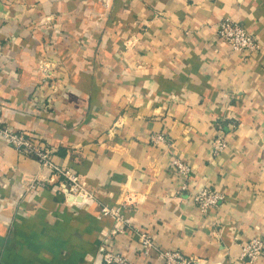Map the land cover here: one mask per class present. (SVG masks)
Listing matches in <instances>:
<instances>
[{"label":"crops","instance_id":"1","mask_svg":"<svg viewBox=\"0 0 264 264\" xmlns=\"http://www.w3.org/2000/svg\"><path fill=\"white\" fill-rule=\"evenodd\" d=\"M226 18L257 53L219 40ZM0 120L99 200L74 206L61 176L0 136V264H104L114 220L101 204L129 194L125 218L159 248L242 264V247L264 238V0H0ZM162 132L171 147L153 145ZM220 134L228 147L214 156ZM173 157L192 168L181 197ZM37 180L47 185L29 192ZM202 187L225 195L207 215L192 200ZM110 247L161 264L133 233Z\"/></svg>","mask_w":264,"mask_h":264},{"label":"built area","instance_id":"2","mask_svg":"<svg viewBox=\"0 0 264 264\" xmlns=\"http://www.w3.org/2000/svg\"><path fill=\"white\" fill-rule=\"evenodd\" d=\"M217 37L219 40L226 42L233 50L248 55L257 53L260 48L256 37L247 31L243 23L230 18H226L219 23ZM0 136L7 145L12 146L19 153L36 158L42 166L51 169L52 172L61 176L63 181L60 183V191L74 206H83L99 201L88 187L87 182L79 174L74 173L68 168L56 165L51 160L50 150L35 143L25 132L15 130L0 120ZM151 141L154 146L164 148L172 146L164 132L153 134ZM227 147L228 140L220 134L213 142V155L219 156ZM171 163L174 170L185 180L177 192L178 196L181 197L183 192L188 191L189 186L187 181L190 178L192 168L178 157H173ZM46 185L45 180H37L30 184L28 190H37ZM192 200L199 213L201 215H207L225 200V195L221 190L202 187L192 196ZM133 203L134 199L129 194L118 208L104 203L101 204L100 217H110L114 220L112 232L104 239L101 248V257L104 264H136L126 255L110 247L116 236L127 233L137 235L142 253L147 261L154 256L161 264H205V260L194 256H187L180 249L163 250L159 248L155 244L154 237L150 232L132 224L125 218L124 209ZM263 255L264 238L257 236L249 240L242 247L238 260L242 264H257Z\"/></svg>","mask_w":264,"mask_h":264},{"label":"rangeland","instance_id":"3","mask_svg":"<svg viewBox=\"0 0 264 264\" xmlns=\"http://www.w3.org/2000/svg\"><path fill=\"white\" fill-rule=\"evenodd\" d=\"M28 191L30 192V191H32V190H28ZM33 191H36V190H33ZM33 191H32V192H33ZM102 246H103V243H102V245H101V247H100V254H101V248H102Z\"/></svg>","mask_w":264,"mask_h":264}]
</instances>
